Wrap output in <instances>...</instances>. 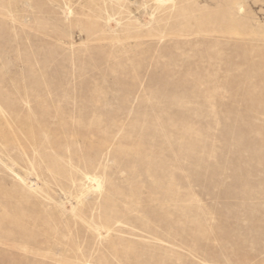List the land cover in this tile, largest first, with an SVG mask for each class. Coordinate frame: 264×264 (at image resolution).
Returning <instances> with one entry per match:
<instances>
[{
	"label": "rangeland",
	"instance_id": "rangeland-1",
	"mask_svg": "<svg viewBox=\"0 0 264 264\" xmlns=\"http://www.w3.org/2000/svg\"><path fill=\"white\" fill-rule=\"evenodd\" d=\"M0 264H264V0H0Z\"/></svg>",
	"mask_w": 264,
	"mask_h": 264
},
{
	"label": "bare ground",
	"instance_id": "bare-ground-1",
	"mask_svg": "<svg viewBox=\"0 0 264 264\" xmlns=\"http://www.w3.org/2000/svg\"><path fill=\"white\" fill-rule=\"evenodd\" d=\"M93 177V176H92ZM89 178V177H88Z\"/></svg>",
	"mask_w": 264,
	"mask_h": 264
}]
</instances>
